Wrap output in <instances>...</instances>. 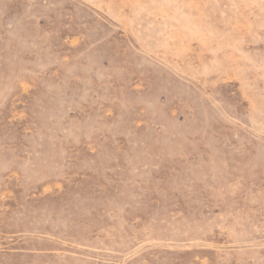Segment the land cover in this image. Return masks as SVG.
Wrapping results in <instances>:
<instances>
[{
	"label": "rangeland",
	"instance_id": "obj_1",
	"mask_svg": "<svg viewBox=\"0 0 264 264\" xmlns=\"http://www.w3.org/2000/svg\"><path fill=\"white\" fill-rule=\"evenodd\" d=\"M0 264H264V0H0Z\"/></svg>",
	"mask_w": 264,
	"mask_h": 264
}]
</instances>
